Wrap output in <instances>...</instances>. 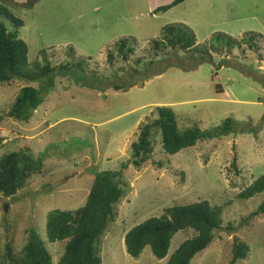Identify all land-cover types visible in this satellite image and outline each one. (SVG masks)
Here are the masks:
<instances>
[{
    "label": "rangeland",
    "instance_id": "obj_1",
    "mask_svg": "<svg viewBox=\"0 0 264 264\" xmlns=\"http://www.w3.org/2000/svg\"><path fill=\"white\" fill-rule=\"evenodd\" d=\"M172 1L0 0L23 21L19 38L28 45L29 65L37 60L44 64L40 53L46 52L57 68L73 47V58L84 70L58 74L46 91L41 83L17 79L0 85V159L28 146L44 161L41 172L14 198L0 196V254L6 244L21 252L33 228L52 263L58 264L66 242L47 240L48 213L83 207L95 173L118 171L128 164L122 171L128 194L116 206L117 218L102 238L101 264H166L194 236L192 230L177 233L162 260L149 246L138 259L129 256L126 233L161 217L168 208L203 201L223 209V224L215 241L191 264H229L235 238L250 247L249 257L238 264H264V214L248 219L264 203V192L250 200L239 198L264 176V0H187L154 14ZM176 23L194 33L199 47L208 46L218 33L236 40L251 33L263 38L256 39L258 48L242 44L188 71L184 67L196 63L189 54H157L152 48L163 27ZM129 37L138 43L134 55L109 63L108 50ZM124 84L133 86L113 88ZM24 87L42 88L44 97L29 123L9 116ZM157 107L170 108L181 131L196 125L211 132L228 118L240 130L249 129L199 141L174 155L165 153L161 134L155 131L151 158L137 168L130 163L131 145L143 125L156 118ZM229 226L232 231L226 230Z\"/></svg>",
    "mask_w": 264,
    "mask_h": 264
},
{
    "label": "trees",
    "instance_id": "obj_2",
    "mask_svg": "<svg viewBox=\"0 0 264 264\" xmlns=\"http://www.w3.org/2000/svg\"><path fill=\"white\" fill-rule=\"evenodd\" d=\"M31 1V0H29ZM187 0H173L169 5L156 8L154 14L167 12L182 5ZM30 4V2L28 3ZM3 20V22H1ZM9 24L6 25L5 23ZM23 21L13 15L5 6L0 4V85L12 80H24L28 83H41L43 91L54 86V77L74 70H81L74 48H68V60L59 66L50 64L46 52H41L44 64L36 61L28 63L29 48L25 41L19 38V29ZM10 26V30H9ZM253 34V33H251ZM249 35L247 38L236 40L226 34H215L208 46L199 47L194 33L183 24H171L163 27L159 40H153L152 48L159 54L163 51H183L189 58L196 60L195 64L184 67L193 70L205 63H212L213 54L222 55L223 51L230 53L242 44L251 49L258 48L256 39L263 38L261 34ZM264 39V38H263ZM138 45L134 37L123 38L108 50L107 60L114 63L116 57L128 60L134 55ZM82 57H80L81 61ZM71 60V61H70ZM91 58H89V61ZM72 61H77L76 64ZM224 60L221 65H225ZM85 67L88 65L82 59ZM220 65V66H221ZM188 67H191L188 69ZM261 81V79H260ZM132 84L113 85L115 91L128 90ZM222 92L221 85L216 86ZM42 88L24 87L20 90L9 116L21 123H29L34 112L43 104ZM220 90V91H219ZM264 119V117H263ZM240 130L231 118L211 132H204L199 127L192 126L185 131L178 127L177 116L168 107H157L156 118L141 128L137 141L131 145V164L140 168L147 162L154 151V132L161 134L162 149L166 154L174 155L180 151L194 147L199 141L221 138ZM42 157H36L28 146L11 152L0 159V196L14 198L33 175L39 174L43 168ZM128 167L123 164L121 170L95 173L90 192L83 207L75 211L54 210L48 213L46 235L50 243L66 242L63 255L58 264H101L100 246L102 238L111 223L117 218L116 206L128 194L123 181L122 171ZM264 192V176L259 177L239 194L241 200H250ZM264 214V203L253 212L248 219ZM223 209L211 206L203 201L187 206L168 208L159 218H150L134 227L125 235L127 254L138 259L144 249L149 246L153 255L162 260L167 257L171 241L181 231L192 230L194 236L184 241L173 253L166 264H191L196 255L206 250L216 239V234L222 229ZM226 230L232 231L229 226ZM28 242L21 252H15L12 244H6L0 254V264H53L52 255L36 229H30ZM250 247L242 240L235 238L232 250V260L229 264H238L246 260Z\"/></svg>",
    "mask_w": 264,
    "mask_h": 264
}]
</instances>
